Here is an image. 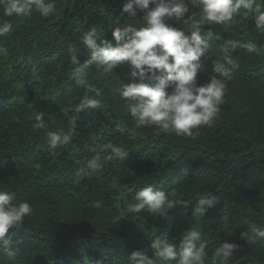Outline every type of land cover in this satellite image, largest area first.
<instances>
[{
  "label": "trees",
  "instance_id": "1",
  "mask_svg": "<svg viewBox=\"0 0 264 264\" xmlns=\"http://www.w3.org/2000/svg\"><path fill=\"white\" fill-rule=\"evenodd\" d=\"M184 2L199 19V9ZM54 3L47 18L35 8L30 16L8 17L0 5V24L13 25L0 36V191L33 209L21 227L10 229L18 243L12 256L0 248V264H128L133 251L153 255L152 239L162 236L178 246L190 228L208 244L204 264H213L212 254L223 242L238 246L228 264H264V242L240 239L248 223L264 226V50L237 47L230 55L239 68L231 78L213 72V61L222 60L228 41L264 45L254 12L242 8L232 22L211 26V37L209 26L201 33L210 47L197 83L216 76L226 88L217 116L193 140L136 126L117 92L130 82L128 62L108 74L93 65L81 77L80 66L69 59L70 47L81 62L89 58L80 42L89 29L115 46L112 30L144 26L143 13H122L125 0ZM168 23L188 30L174 19ZM78 78L85 85H78ZM87 98L101 106L76 113ZM37 111L45 113L42 129L33 127ZM73 119L71 143L50 150L48 132H68ZM109 143L129 152L126 160L102 159L99 169L81 173V166ZM147 186L175 190L193 203L198 193H211L217 202L195 218L192 204L165 217L133 213L135 193Z\"/></svg>",
  "mask_w": 264,
  "mask_h": 264
},
{
  "label": "clouds",
  "instance_id": "2",
  "mask_svg": "<svg viewBox=\"0 0 264 264\" xmlns=\"http://www.w3.org/2000/svg\"><path fill=\"white\" fill-rule=\"evenodd\" d=\"M199 9L191 12L184 0H125L122 13L136 17L143 13L142 27L132 24L116 27L112 30L115 46L105 38L101 39L96 28L86 31L80 42L87 49L89 58L83 62L79 59L78 50L69 48V59L73 65H79L80 76L93 65L102 73L113 72L119 65L128 62L133 68L129 83L117 89L119 97L128 104V112L137 127H156L168 134L195 139L201 126L210 125L223 103L226 84L213 76L208 82L197 83V74L201 60L209 50V40L201 35L205 26L208 37L212 36L214 25L230 23L246 9L254 12L252 20L258 33L264 34V0H190ZM4 15L8 17H27L35 8L43 18L55 12L54 0H0ZM174 19L187 27V32L168 23ZM13 25L10 21L0 24V36L10 33ZM237 47L248 53L264 50L256 43L228 41L224 47L222 60L213 61V72L231 78L239 64L231 57L230 52ZM78 85H85V80L77 79ZM100 101L87 98L76 107L80 113L87 109L99 108ZM45 113L37 111L33 127L42 129ZM72 129L68 132H48L50 150L66 146L72 141ZM107 152L106 156L103 153ZM129 152L121 146L107 144L96 152L91 159L81 166L79 171L97 170L101 160H126ZM130 205L133 213L140 214L147 210L153 216L165 217L167 213L181 205L192 204V217H202L211 208L217 198L211 193H198L195 203L177 196L175 190L165 192L147 186L139 189ZM99 208L100 202L94 205ZM32 207L26 201L15 202V197L7 191H0V248L14 255L15 242L9 235L10 229L22 226L24 218L32 214ZM248 244L264 242V226L248 223L247 230L240 235ZM151 257L145 251H133L127 256L128 264H204L208 255V244L201 239L199 231L185 230L181 234L179 245L169 243L166 238L156 237L151 240ZM238 246L223 242L213 252V264H228Z\"/></svg>",
  "mask_w": 264,
  "mask_h": 264
}]
</instances>
